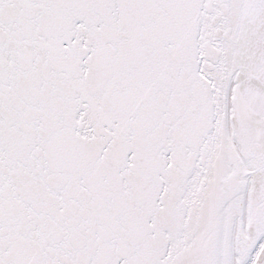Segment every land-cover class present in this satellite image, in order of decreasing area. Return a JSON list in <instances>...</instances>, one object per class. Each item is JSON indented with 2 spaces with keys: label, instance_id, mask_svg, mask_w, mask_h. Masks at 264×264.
Listing matches in <instances>:
<instances>
[{
  "label": "snow or ice",
  "instance_id": "obj_1",
  "mask_svg": "<svg viewBox=\"0 0 264 264\" xmlns=\"http://www.w3.org/2000/svg\"><path fill=\"white\" fill-rule=\"evenodd\" d=\"M0 264H264V0H0Z\"/></svg>",
  "mask_w": 264,
  "mask_h": 264
}]
</instances>
